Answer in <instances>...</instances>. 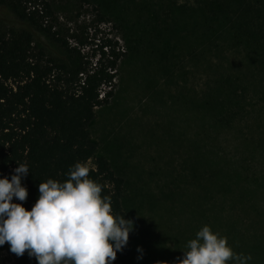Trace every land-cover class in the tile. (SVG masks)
I'll return each instance as SVG.
<instances>
[{
  "label": "trees",
  "instance_id": "obj_1",
  "mask_svg": "<svg viewBox=\"0 0 264 264\" xmlns=\"http://www.w3.org/2000/svg\"><path fill=\"white\" fill-rule=\"evenodd\" d=\"M94 1L99 5L95 6L98 23L111 22L109 16L117 18L111 9L115 3ZM127 1L133 24L143 21L150 36L159 35L164 65L188 52L197 65L227 69L217 70L218 74L208 80L205 102L213 109L214 129L231 127L240 114L249 112L258 122L264 121V0H193V4L178 0ZM54 3L0 0V6L25 25L0 29V177L10 179L18 163L28 166L22 183L28 189L23 204L30 210L41 182L49 178L63 181L70 166L93 160L94 165L87 163L90 178L101 185L102 196L111 197L113 212L129 219L124 204L125 180L106 158L96 156L97 145L89 132L95 109L108 103L114 94L118 67L126 52L118 40L107 36L98 39L95 61L82 53L84 41L78 37L74 38L76 44L69 41ZM171 32L185 40L188 33H193L195 44L188 51L185 44L172 51L167 40ZM49 46L58 53L51 54ZM228 52L238 53L239 62H231ZM225 170L226 179L221 176L210 195L211 229L229 239L235 253L251 255L248 264H264V204L259 201L264 184L257 177L243 176L237 167ZM226 194H231L233 206L243 204L241 214L256 217L254 224L261 227L259 230L242 225L237 214H216L222 208L219 197ZM13 202L20 203L15 198ZM129 257L127 243L112 264H125ZM18 264L37 261L25 251L18 256Z\"/></svg>",
  "mask_w": 264,
  "mask_h": 264
},
{
  "label": "rangeland",
  "instance_id": "obj_2",
  "mask_svg": "<svg viewBox=\"0 0 264 264\" xmlns=\"http://www.w3.org/2000/svg\"><path fill=\"white\" fill-rule=\"evenodd\" d=\"M102 1L115 3L117 9H111L117 18L105 12L111 22L98 23L95 6L99 5L94 0H55L54 9L69 41L76 44L77 37L83 40L82 53L94 61L99 37L118 40L126 52L113 96L95 109L89 125L96 156L106 158L125 180L124 204L134 223L125 264H177L196 232L204 225L212 228L210 195L221 176L226 179L225 167H237L243 176L257 177L264 184V121L258 122L249 112L240 114L231 127L214 129L213 109L205 102L208 80L217 70L227 69L197 65L188 52L164 65L159 35L150 36L143 21L133 24L128 1ZM22 27L25 25L14 13L0 6L2 31ZM194 35L188 33L185 40L171 32L167 40L172 51L185 45L188 51L195 44ZM49 49L51 54L58 53L54 47ZM228 54L231 62H239L238 53ZM226 60L221 61L226 64ZM87 163L94 165L93 160ZM259 195L263 205L264 190ZM219 198L222 208L216 214H237L242 225L256 230L262 227L264 233V224L255 226L253 214L239 212L243 204L232 205L231 194ZM0 264H18V256L7 242L0 246Z\"/></svg>",
  "mask_w": 264,
  "mask_h": 264
},
{
  "label": "clouds",
  "instance_id": "obj_3",
  "mask_svg": "<svg viewBox=\"0 0 264 264\" xmlns=\"http://www.w3.org/2000/svg\"><path fill=\"white\" fill-rule=\"evenodd\" d=\"M86 162H76L66 179H47L38 185L30 210L23 202L29 173L18 163L10 179L0 177V246L22 256L27 251L37 264H112L134 230L131 219L115 214L111 197L89 176ZM15 200L20 203L13 202ZM177 264H248L251 255L235 253L227 238L204 225L182 250Z\"/></svg>",
  "mask_w": 264,
  "mask_h": 264
}]
</instances>
